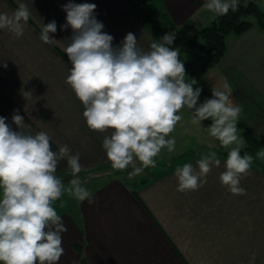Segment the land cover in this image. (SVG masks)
Wrapping results in <instances>:
<instances>
[{
	"label": "crops",
	"instance_id": "0c3cea01",
	"mask_svg": "<svg viewBox=\"0 0 264 264\" xmlns=\"http://www.w3.org/2000/svg\"><path fill=\"white\" fill-rule=\"evenodd\" d=\"M69 2L96 5L93 16L104 25L102 31L114 38L113 47L120 46L129 32L142 51H149L156 42L145 20L148 4L142 0H0V12L11 14L19 3L30 11L21 37L0 29V117L19 130L12 121L19 114L26 131L48 134L53 151L67 145L70 154L79 153L81 171L77 175L82 184L88 183L93 201L75 198L69 210H56L67 228L57 264H263L262 169L251 165L254 168L250 167L246 179L249 190L235 195L220 181L227 158L217 154L221 164L202 178L206 180L202 186L177 190L176 169L192 164L198 173L197 162L210 153L193 158L199 155L193 152L196 148L210 151V144L192 141L193 112L186 106L177 113L182 119L167 137L175 138L174 150L162 149L155 157V167L131 178V165L113 169L102 147L111 130L100 133L88 128L83 105L66 83L71 62L64 48L73 31L64 27L67 14L63 9ZM149 2L151 12L158 11L157 16L153 14L160 26L158 40L166 33H176L174 49L178 40L190 37L217 15L203 7L206 0ZM52 21L57 31L49 35L55 41L46 44L40 39L42 25ZM194 66L193 79L200 76L198 83L204 90L228 91L232 103L241 109L239 127L247 128L264 144V30L253 25L239 34H227L226 50L214 67L201 65L196 71ZM25 92L31 94L24 96ZM56 175L64 184L74 178L66 159L58 164ZM144 177L147 180L134 188L126 183ZM246 181L240 180L239 186L244 187Z\"/></svg>",
	"mask_w": 264,
	"mask_h": 264
},
{
	"label": "clouds",
	"instance_id": "9594fccd",
	"mask_svg": "<svg viewBox=\"0 0 264 264\" xmlns=\"http://www.w3.org/2000/svg\"><path fill=\"white\" fill-rule=\"evenodd\" d=\"M238 3L206 0L203 7L225 15L230 9L237 10ZM95 8L94 3L69 2L64 6V27L73 31L64 48L71 62L66 83L83 105L88 128L100 133L111 130L102 147L113 169L125 170L131 165V178L155 167V157L162 149L174 150L175 138L167 137L182 119L177 113L186 106L193 112V123L211 119L209 133L224 148L236 145L228 152L220 181L231 193L244 195L240 180L247 175L253 158L241 155L236 123L241 109L232 103L228 91L213 87L212 98L198 104L202 89L193 87L195 79L186 82L180 51L171 47L176 33H166L152 42L147 52L137 46L131 32L120 46L113 47L114 38L102 31L104 25L93 16ZM29 17L27 5L19 3L11 14L0 12V29L19 38ZM56 31L55 21L43 24L40 39L51 44L55 39L49 33ZM12 121L19 130L0 117V264H57L64 252L62 233L67 231L53 207L65 191L56 175L61 160L66 159L74 177L68 193L81 202L93 203L77 175L80 156L70 154L67 145L53 151L48 134L26 131L21 115L14 114ZM197 164L198 173L192 164L176 169L178 191L197 190L206 182L202 178L221 161L211 152Z\"/></svg>",
	"mask_w": 264,
	"mask_h": 264
},
{
	"label": "trees",
	"instance_id": "16d2710c",
	"mask_svg": "<svg viewBox=\"0 0 264 264\" xmlns=\"http://www.w3.org/2000/svg\"><path fill=\"white\" fill-rule=\"evenodd\" d=\"M258 0H243L238 3L237 10H229L225 15H216L209 24L201 27L197 32L193 33L187 40V47L190 50L193 59L188 60L180 56L184 63L186 82H191L194 76V70L191 65L200 63L204 68L211 69L214 67L224 55L226 50V35L229 33L239 34L249 27L256 25L264 30V10L259 6ZM149 8V14L145 16V20L150 27L152 35L158 41L157 32L160 29L159 22L151 12L152 3L146 2ZM150 6V7H149ZM193 87L202 89L201 95L205 99L212 98V91L204 90L200 83H196ZM128 170V169H127ZM133 168L129 169V173ZM127 173V171H124ZM125 173V174H126ZM144 177L140 181L128 180L127 184L134 188L146 181Z\"/></svg>",
	"mask_w": 264,
	"mask_h": 264
},
{
	"label": "rangeland",
	"instance_id": "374dc122",
	"mask_svg": "<svg viewBox=\"0 0 264 264\" xmlns=\"http://www.w3.org/2000/svg\"><path fill=\"white\" fill-rule=\"evenodd\" d=\"M142 1H144V2L152 1L153 3L157 4V0H142ZM257 2L259 4V6L264 10V0H258ZM145 9H146L145 13L149 14V8H145ZM153 14L155 16H157L158 11L154 10ZM209 23H210V21H207L203 25H200V27H203ZM161 36H162V33H160V37ZM188 38L189 37H184L183 39L178 40L175 48L179 49L181 56H183L184 58H186L188 60H191V59H193V56L187 47ZM199 64L200 63H198V64L196 63V66H194V69L196 71H199V67L201 66ZM196 78L197 79H195V80L198 83L200 81V76H197ZM203 102H204V98L202 96H200L199 100H198V104L203 103ZM208 121H209V123L206 122V120H204L199 124H195L192 122L193 123L191 125V130H192L191 131L192 132L191 139H192V141H195V143L198 142L199 144H202V143H206L208 145L210 144V151H209V149H206V148L204 149L203 147L202 148L199 147V148H201L199 150L196 148L195 151H193V152L194 153L197 152L199 155H195L193 158H196V157L200 156L201 154L208 153V152H210V153L216 152V154H221L224 158H227L228 152L231 150V147H235L236 145H231L227 149L224 148L216 138H214L210 135L208 127L211 125L212 121H211V119H209ZM236 123H238V120ZM248 131L249 130L247 128H240L239 125L237 124V135L239 137V147L241 149V155H243L245 153H247L248 155H251L253 158L251 165L256 166L257 171H259L261 169H262V171H264V144L259 142V139L256 137V135L249 133ZM212 140H213V143H211ZM187 141H190V139H188ZM184 142H186V141H184ZM163 159L164 158H162V160ZM182 159H186L185 156L183 158L178 157L177 161L178 160L183 161ZM260 164H262L263 167H260ZM253 166H250V167H253ZM131 168H129V169H131ZM249 176H250V174L243 176L241 178V181L242 182L246 181V179ZM82 180H83V178H82ZM247 182H248V180L244 183V187H242V188L249 190ZM65 183H66V184H64L65 191H64L63 195L61 196V198L59 200L55 201L53 204V207L55 208V210H69V208L72 206L73 200L75 199V197L70 195L67 191V189L69 187H71L70 182H65ZM87 185H88L87 182H83V184H82V186L85 188L87 187ZM246 200H247V198L245 199V205H246Z\"/></svg>",
	"mask_w": 264,
	"mask_h": 264
},
{
	"label": "water",
	"instance_id": "95a60500",
	"mask_svg": "<svg viewBox=\"0 0 264 264\" xmlns=\"http://www.w3.org/2000/svg\"><path fill=\"white\" fill-rule=\"evenodd\" d=\"M243 0H239V3L242 2Z\"/></svg>",
	"mask_w": 264,
	"mask_h": 264
}]
</instances>
